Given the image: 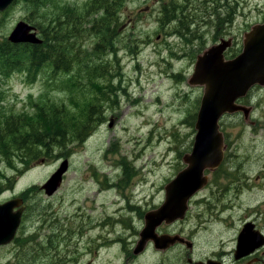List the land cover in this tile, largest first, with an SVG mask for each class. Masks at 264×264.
Listing matches in <instances>:
<instances>
[{
	"label": "rangeland",
	"instance_id": "1",
	"mask_svg": "<svg viewBox=\"0 0 264 264\" xmlns=\"http://www.w3.org/2000/svg\"><path fill=\"white\" fill-rule=\"evenodd\" d=\"M67 1L81 4L86 0ZM230 1L232 5H236L239 14L229 33L224 34L240 37L235 39V48L239 51L243 38L241 34L249 26L263 20L264 0ZM162 6L161 0H130L121 17L123 25L120 38L125 40L127 35L136 37L137 34L145 42L139 43L137 54L129 48L126 50L122 42L119 44L120 49L116 51L125 73L124 85L127 90L126 94L121 93L119 107L105 111V121L98 125L84 143L72 146V155L65 157L63 152L58 151L56 155L34 161L27 171L18 174L12 185H6L0 193V202H3L13 195L19 196L33 185L40 187L26 197L27 214L17 235H28L38 228L39 234L46 233L44 236L47 237L51 232L58 250L56 264H77L74 256L79 257L80 252H86V232L90 228L89 234H99L101 228L98 226L105 224V237L109 239L117 236L125 239V235L131 234L126 229L127 226L140 228L143 221L127 209L126 205L130 202L137 204L139 200L142 202L146 198L149 203L143 213L157 210L165 201L166 186L179 172L190 166L191 157L196 158L191 152L196 135L195 122L189 123L188 118L189 115L197 114L200 105L198 97L204 96L205 91L200 85L189 83L196 58L188 55L180 38L167 33L172 25L161 28L159 20ZM27 10L26 4L19 3L8 12L5 21L0 14V40L9 39L18 23L28 22L25 16ZM139 14L143 18L139 19ZM198 26L199 32L204 33L203 52L219 37L215 39L217 27L213 23L200 21ZM220 31H224L223 28ZM86 45L92 46V42L88 41ZM129 45L132 46L130 41ZM107 58L113 59L114 54L107 55ZM177 72L181 73L178 78L174 76ZM4 87L8 91V94L5 93V99L9 102L6 103L7 106H14L15 111H21L25 105L31 110L29 96L32 94L37 99L43 94L46 89L45 77L28 85L23 74H14L7 79ZM48 91L58 101L69 100L61 90L53 91L48 88ZM260 122L264 124V103L250 116L249 122L242 115H236L226 117L222 125L227 140H232V145L235 136L241 135L239 143L234 144L238 146V154L252 155V163L247 164L248 173L252 169L257 170L260 163L264 162V157H261L264 154V128H259ZM252 129H258L259 135L253 136ZM232 154L233 151L227 152L228 161L223 168L227 171ZM122 160L133 171L132 177L123 173ZM65 161L68 162V169L63 175L61 186L52 195H48L41 186ZM6 172L8 176L15 173L11 169H6ZM210 176L213 177L211 186L192 196L186 219L174 227V230H183L185 234L191 232L196 240L202 242L205 253L230 240L228 234L219 235L226 225L230 228L235 224L238 228L245 214L250 213L248 210L254 211L257 206H264V180L253 188L238 189L222 198L221 193L214 191V175ZM239 191L242 193L235 200L233 197ZM230 202H237L238 207L221 211ZM210 206L213 208L212 212L209 210ZM200 214L203 215L199 216ZM219 214L230 216V222L226 225L219 222ZM255 215L253 213L251 217L254 218ZM204 216L207 220L205 223L202 222ZM49 239L50 237L48 241ZM38 242L39 236L24 247L13 246L12 254H9L8 244L1 246L0 263L4 264L11 257L14 264H50L53 260L50 257L25 256L22 259L21 253L27 255L29 247ZM82 260H87V254L83 255Z\"/></svg>",
	"mask_w": 264,
	"mask_h": 264
},
{
	"label": "trees",
	"instance_id": "2",
	"mask_svg": "<svg viewBox=\"0 0 264 264\" xmlns=\"http://www.w3.org/2000/svg\"><path fill=\"white\" fill-rule=\"evenodd\" d=\"M21 1L28 6V21L38 28L43 41L32 44L0 40V193L6 185H12L18 174L27 171L34 161L56 155L58 151L63 152L65 157L72 155V146L84 143L105 121V111L117 109L121 93H127L125 73L120 66L116 45L123 25L121 17L130 0H86L81 4H72L67 0ZM161 1V28L172 25L167 33L180 38L184 50L193 59L204 44V33L199 32L200 21L213 23L214 26L218 24L225 30L226 11L234 16V22L239 14L230 0H205L202 7L196 4L197 0ZM207 4L216 6L214 15L208 11ZM139 17L143 18V15L139 14ZM135 35H127L122 44L126 50L129 48L137 54L139 43L145 41ZM220 36L225 34L217 30L215 39ZM88 41L92 42V46L86 45ZM108 52L114 54L110 67L105 59ZM14 74H23L28 85L45 77L43 94L37 99L32 94L29 96L31 110L24 105L23 110L15 111L14 106L6 105L9 103L5 99L8 91L4 86ZM174 76L178 78L181 73L177 72ZM48 88L63 91L69 98L68 102L51 97ZM196 118V113L189 115L188 122L193 124ZM121 163L123 173L132 177L131 168L124 160ZM6 169L15 173L8 176ZM39 188L33 185L22 191L20 196L27 202L26 197ZM128 205L130 211L144 216L140 206L131 202ZM26 240L28 244L34 238ZM14 241L20 244L23 238L18 235ZM54 242V237L49 242L41 241L39 237L38 244L29 247L27 254L47 257L51 248L43 247L41 243Z\"/></svg>",
	"mask_w": 264,
	"mask_h": 264
},
{
	"label": "flooded vegetation",
	"instance_id": "3",
	"mask_svg": "<svg viewBox=\"0 0 264 264\" xmlns=\"http://www.w3.org/2000/svg\"><path fill=\"white\" fill-rule=\"evenodd\" d=\"M15 1L19 2V0ZM184 1L187 2L188 0ZM196 4L202 7L205 4V0H197ZM207 6L208 11L210 10L211 14L214 15L217 10L216 6H210V4H207ZM0 14H3V12ZM6 14H8V12H6L5 15ZM231 15L232 14L230 11L229 14L228 11H226L225 30L222 31L224 33H229L230 27L234 22V16L232 15L231 17ZM216 27L217 30L220 31V27L218 26V24L216 25ZM121 42L122 39H118L116 45L117 51L120 49L119 44ZM113 45L115 44L113 43ZM109 54L113 53H106L105 59L108 66L110 67L109 64L113 59L107 58V55ZM237 103L246 106L247 112L236 111L233 114H225L221 118V130L225 137L224 146L222 147L223 161L214 170H206L205 173L208 174L209 181L206 186L204 185L205 187L203 186L199 189L200 192L211 186V183L213 181V177L210 176L211 174L212 176L214 175V191L221 193V195L223 196L222 198H224L230 192L235 193L238 189L242 190L246 188H253L254 186L258 185L260 181L264 180V162L260 163V166L257 170L254 171L252 169L250 173H248V171H246L247 164L249 162L252 163V155L249 153H245L246 156H243L242 154L239 155L238 146L234 145L235 143H239L241 135L239 134L238 136H235L236 139L234 140V143L232 145V140L229 141V138L227 140L226 134L222 129V125L224 124V120L226 117L242 115L244 120L246 122H249L250 116L264 103V85L260 86L258 84H255L249 90L246 96L241 97L237 100ZM259 124H261L259 128L263 129L264 124H262V122H260ZM262 125L263 127H261ZM258 129H254V131L252 129L251 134L253 136H258ZM229 151H233V154L232 161H229V170L227 171L223 168L227 164V152ZM261 157L263 159L264 154L261 155ZM223 173H227V175H224ZM219 174H222V176H220ZM224 178H227V180H224ZM241 193L242 192L239 191L238 195L234 196L233 198L235 200L238 199ZM14 196L16 195L11 196L10 198ZM148 203V200L144 198L142 202H140L139 200V203L135 205L140 206L143 210L148 206ZM237 207V202H235L234 204H231L230 202L229 205L223 206L221 208V211L229 208L234 209ZM126 208H129L130 210L129 205H126ZM153 208H156V206H154ZM209 210L210 212H212L213 208L210 206ZM149 212H145L143 218L138 215L136 211L133 212L140 221H143V225H141L140 228L134 225L127 226L126 229H128L131 234L125 235V239L122 236H117V238L111 239L105 237V234H107L104 231V228H106L105 224H101L98 226L99 228H101V232L99 234H89V230L91 228L88 229V231L86 232V236L88 238V241L86 242V252H80V256L75 257L76 263L97 264L99 262V264H264V206L261 208L257 206L254 211L248 210V212L250 213L245 214L242 224L239 223L240 225L238 228L235 224L229 228L226 224L230 222V216H222L221 214H219V222H223L224 225H226V229H221L219 235L223 236L228 234V239L230 240L220 243L218 246H215L214 249L209 253H205L203 251L204 245H201L202 242L199 239L196 240L191 232L185 234L183 230H174L175 225L186 219V213L184 217L178 218L170 223H165L164 221L156 227V232H152V234H150L151 236L148 235L145 237L143 230L145 229L146 217ZM253 213H256L254 218L251 217ZM201 215L203 214H200L199 216ZM210 215H212V213H210ZM22 221L24 222V216ZM209 221L210 219L208 220V222ZM202 222H207L205 216L204 219H202ZM239 222H241V219H239ZM112 229L115 230L114 227ZM205 229L207 230V226H205ZM45 234H39V228L34 230L31 234H24L22 236V243L16 244L15 241H12L10 244H8V247L10 249L9 254H12L13 246H18L20 248L26 246V239H35L39 236L40 238L44 239L43 241H47L48 237L47 235L44 236ZM167 237H172L175 239V241H168ZM41 245L43 247L51 248V250L48 251L49 256L47 257L53 259L50 264H56L58 262V250L56 248L55 242L53 244L41 243ZM84 254H87L86 261L82 260ZM104 255L107 257L104 258ZM21 256L24 260V257L26 256L27 258L29 254L25 255L24 253L23 255V253H21ZM108 256H110V258H108ZM5 262L6 264H14L11 257H8ZM22 264L28 263L23 262Z\"/></svg>",
	"mask_w": 264,
	"mask_h": 264
},
{
	"label": "water",
	"instance_id": "4",
	"mask_svg": "<svg viewBox=\"0 0 264 264\" xmlns=\"http://www.w3.org/2000/svg\"><path fill=\"white\" fill-rule=\"evenodd\" d=\"M13 1L0 0V11L5 10ZM34 28L29 23H18L11 33L9 40L14 43H41L42 40L36 32H33ZM260 35H264V24L254 26L250 32L245 34L243 51L233 60L225 61L223 53L228 46H231L232 39H222L221 43L206 49L197 57L190 83H206L205 93L208 95L209 92L214 91V86L210 80L215 78L212 74L217 66L231 64L239 59L256 64L257 58L256 60L254 59V50L262 46L264 47V41L260 38ZM252 81H254L253 83L264 82V63L261 72L259 70L256 77L253 76L245 81L246 86L244 90L251 85ZM230 107L235 108L233 102L230 104ZM214 108H216L214 98H209L206 101L204 97L195 125L198 132L195 136L193 149V156L198 154L200 158L197 160V158L193 159L191 157L190 166L179 172L166 186L163 204L157 210L147 214L145 229L143 230L145 237L152 234V232H156V227L164 221L165 223H170L177 218L184 217L190 197L208 183V175L204 173L205 169L208 168L207 166L215 168L222 160V135L218 130V119L221 113L212 115V109ZM206 119L210 121H205ZM207 126L208 130L206 129ZM205 145L208 148H205ZM186 159L189 160L188 158ZM67 169L68 162L65 161L53 176L41 186L48 195H52L61 186L63 175ZM23 202V198L17 196L0 203V245H6L14 240L26 208ZM167 240L171 242L175 241L172 237H167Z\"/></svg>",
	"mask_w": 264,
	"mask_h": 264
},
{
	"label": "bare ground",
	"instance_id": "5",
	"mask_svg": "<svg viewBox=\"0 0 264 264\" xmlns=\"http://www.w3.org/2000/svg\"><path fill=\"white\" fill-rule=\"evenodd\" d=\"M234 20V19H233ZM254 59L257 58V63L252 64L250 61H242L241 59L237 60L231 64H225L223 66H217L212 74L215 78L210 80L212 84L215 85L217 94L206 96V101L211 97H216L222 92L227 94L226 103L228 109H232L230 107V103L233 95H241L245 88V81L248 78L256 77L257 72L262 69V65L264 63V47H260L254 50ZM261 79V77H260ZM255 81V80H254ZM252 81L250 84H252ZM206 148H208L206 146Z\"/></svg>",
	"mask_w": 264,
	"mask_h": 264
}]
</instances>
